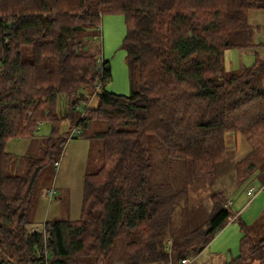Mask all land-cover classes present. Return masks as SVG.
<instances>
[{
  "label": "trees",
  "instance_id": "trees-1",
  "mask_svg": "<svg viewBox=\"0 0 264 264\" xmlns=\"http://www.w3.org/2000/svg\"><path fill=\"white\" fill-rule=\"evenodd\" d=\"M260 11L264 0H0V264H112L116 240L126 264H168L165 240L186 189L169 188L167 174L151 180L154 150L213 188L227 137L241 135L249 151L231 167L234 183L264 182V44L250 19ZM104 14L124 17L129 95L105 90ZM231 49L253 51L254 62L229 73ZM64 94L72 108L96 95L75 127L106 123L94 134L102 165L84 176L78 219L33 232L27 208L37 178L76 135L57 132L55 103ZM42 122L53 126L42 155L9 175L5 143L33 137ZM209 198L207 221L172 239L173 263L200 253L231 217L224 190ZM240 229L239 255L226 264H261L264 238L254 242Z\"/></svg>",
  "mask_w": 264,
  "mask_h": 264
},
{
  "label": "rangeland",
  "instance_id": "rangeland-1",
  "mask_svg": "<svg viewBox=\"0 0 264 264\" xmlns=\"http://www.w3.org/2000/svg\"><path fill=\"white\" fill-rule=\"evenodd\" d=\"M251 20L257 22L259 28H264V11L253 13ZM251 21L253 25L256 23ZM100 46L102 57L110 66L111 80L106 81L105 90L118 95H129V78L126 64V51L123 48V40L126 36V24L122 14H104L101 19ZM256 42L264 44V29L257 33ZM263 50V49H262ZM261 52V51H260ZM255 54L250 50L231 49L225 52L226 70L229 73H237L242 68L248 67L254 62ZM97 104L94 95L88 98V102L80 103L72 108V101L66 94L59 95L55 108L57 118L61 119L57 132L65 135L73 130H80V135L66 138L60 154L54 162H48L37 178L33 196L27 210V219L35 229L41 231L46 221L76 220L81 211L83 197L84 176L95 173L101 167V141L94 138L95 133L104 132L106 123L101 120H88V126L75 127V121L87 108L93 109ZM72 121V122H71ZM74 123V125H72ZM52 123L42 122L31 138H10L4 146L6 153H11L10 164H7V173L21 175L28 168L29 159H35L42 155V147L46 139L52 134ZM73 134V133H72ZM228 150L222 163L216 168V186L208 188L201 182L189 180L186 169L180 163H170L164 159L161 152L153 151V170L151 180L161 183L164 175L168 176V186L173 191H179L182 186L186 189L185 195L179 202V206L172 214L171 227L168 230V239L181 237L188 230L203 225L209 218L211 211L210 194L214 189L229 193L232 202L231 215L239 212V218L226 222L223 228L218 230L208 246L196 255L194 264H226L239 255L240 239L244 231L240 229L244 225L252 239L257 242L264 238V191L260 192L248 203L246 190L249 187L259 188L264 182L253 179L249 184L236 186L231 167L249 151L248 145L241 135L228 136L226 139ZM52 192L50 197L47 192ZM227 197V196H226ZM238 217V216H237ZM32 230V228H31ZM111 254L112 264H126L123 242L116 240ZM135 250V249H134ZM125 252V253H124ZM170 260V258H169ZM168 260V261H169ZM158 264V263H140ZM261 264H264L262 262Z\"/></svg>",
  "mask_w": 264,
  "mask_h": 264
},
{
  "label": "built area",
  "instance_id": "built-area-1",
  "mask_svg": "<svg viewBox=\"0 0 264 264\" xmlns=\"http://www.w3.org/2000/svg\"><path fill=\"white\" fill-rule=\"evenodd\" d=\"M260 59H261L262 61H264V50H263V52L261 53ZM96 60H97V62L100 63V62H101V57H100L99 55H97V56H96ZM74 134L78 135V134H79V131L75 130V131H74ZM68 136L71 137V133H70V135H68ZM54 165H55L56 167L59 166L57 161L54 162ZM263 191H264V183H263L259 188H256V187H249V188H247V190H246V197L249 199L248 202L252 201V199L255 198V196H256L257 194H259L260 192H263ZM47 194H48L50 197L53 195L52 192H50V191H48ZM231 206H232V202L229 200V203H228V204L226 203V204H225V207L230 208ZM238 214H239V213L231 215V217L229 218V220H230V221H235V220L238 218V217H237ZM32 231H33V232H38V230L35 229V228H32ZM171 243H172V242H171L170 239H168L167 241H165V245H166L165 247H166V249H167V252H168L169 258H170L171 248H172V247H171ZM195 258H196L195 255H186V256H183V258H179V259L177 260V263H176V264H194V262L196 261ZM168 264H175V263H173V261L169 260Z\"/></svg>",
  "mask_w": 264,
  "mask_h": 264
},
{
  "label": "crops",
  "instance_id": "crops-1",
  "mask_svg": "<svg viewBox=\"0 0 264 264\" xmlns=\"http://www.w3.org/2000/svg\"><path fill=\"white\" fill-rule=\"evenodd\" d=\"M251 21H254V20H251ZM254 22L256 23V26H258L257 22H256V21H254ZM263 29H264V28H259L258 31L261 32ZM87 125H88V124H87ZM252 180H253V179H252ZM252 180H251V181H252ZM257 180H258V179H257ZM251 181H250L249 183H251ZM259 181H260V180H259ZM249 183H247V184H249ZM230 194H231V191H230L229 193L226 192V196H227L226 198H228V197L230 198ZM230 199H231V198H230ZM250 202H252V201H250ZM248 203H249V202H248ZM238 213H239V212H238ZM238 217H240L239 214H238ZM34 228H35V227H34ZM227 263H228V262H227Z\"/></svg>",
  "mask_w": 264,
  "mask_h": 264
},
{
  "label": "water",
  "instance_id": "water-1",
  "mask_svg": "<svg viewBox=\"0 0 264 264\" xmlns=\"http://www.w3.org/2000/svg\"><path fill=\"white\" fill-rule=\"evenodd\" d=\"M78 30H80L81 29V27H76ZM106 68H110V66L109 65H107L106 66ZM99 70H100V67H99ZM84 126H86V123L84 124Z\"/></svg>",
  "mask_w": 264,
  "mask_h": 264
}]
</instances>
